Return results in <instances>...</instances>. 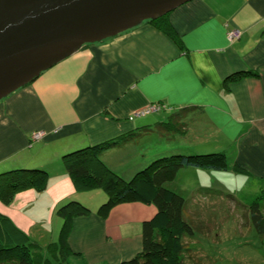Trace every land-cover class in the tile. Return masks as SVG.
<instances>
[{"label":"crops","instance_id":"1","mask_svg":"<svg viewBox=\"0 0 264 264\" xmlns=\"http://www.w3.org/2000/svg\"><path fill=\"white\" fill-rule=\"evenodd\" d=\"M168 20L178 41L144 21L82 45L0 99V172H49L44 190L0 201V236L47 238L52 246L43 255L48 264H60L56 210L75 199L90 212L71 221L65 264H116L140 252L142 224L156 207L124 202L101 217L96 211L105 192L77 191L62 165L65 152L109 139L121 143L101 159L124 178L161 154L223 151L228 170L247 175L257 193L264 189V0H188L170 10ZM231 27L241 31L232 41ZM236 72L243 75L227 78ZM150 104L161 108L139 113ZM184 107L192 108L184 113L183 131H156ZM35 130L43 135L31 140ZM137 131L138 137L122 140Z\"/></svg>","mask_w":264,"mask_h":264},{"label":"trees","instance_id":"2","mask_svg":"<svg viewBox=\"0 0 264 264\" xmlns=\"http://www.w3.org/2000/svg\"><path fill=\"white\" fill-rule=\"evenodd\" d=\"M168 13L145 21L157 26L178 41V34L168 20ZM242 75L243 73L236 72L227 78L237 79ZM191 108L184 107L179 113H173L155 127L156 131L161 134L176 130L183 131L186 126L183 121L184 113L191 111ZM141 129H144L141 130L144 132L151 131L148 128ZM133 134L138 137L140 132H131L122 136V140L128 139ZM120 143L117 139H109L74 149L61 157L62 165L77 191L101 189L105 192L106 199L96 211L99 216L106 217L115 205L124 202L141 201L156 207L155 214L142 224L141 251L116 264H188L187 260L189 263L201 264L196 253L187 258L183 256L186 248L189 249V253L192 252L187 240L194 236L199 226L195 224L193 217L187 216V199L167 187L166 183L173 181L178 170L183 167L228 170L227 155L223 151L165 153L151 159L129 178H124L110 169L101 159L103 151ZM233 169L241 171L236 167ZM48 179L49 172L39 167H21L2 171L0 201L10 204L18 192L29 188L42 191L47 187ZM263 206L264 189L245 205L247 218L260 235H264ZM56 212L62 217L57 247L61 254L60 264H65L66 256L71 253L67 243L71 221L76 216L88 214L90 209L82 202L72 199L60 205ZM48 263L49 257L43 255V246L29 236L23 241L0 236V264Z\"/></svg>","mask_w":264,"mask_h":264},{"label":"water","instance_id":"3","mask_svg":"<svg viewBox=\"0 0 264 264\" xmlns=\"http://www.w3.org/2000/svg\"><path fill=\"white\" fill-rule=\"evenodd\" d=\"M188 0H0V99L86 43Z\"/></svg>","mask_w":264,"mask_h":264},{"label":"rangeland","instance_id":"4","mask_svg":"<svg viewBox=\"0 0 264 264\" xmlns=\"http://www.w3.org/2000/svg\"><path fill=\"white\" fill-rule=\"evenodd\" d=\"M252 185L245 174L191 166L180 168L166 183L186 197L187 216L199 226L187 240L192 252L186 248L185 258L196 253L201 264H264V235L255 230L245 210L261 192ZM37 241L43 248L51 245L41 236Z\"/></svg>","mask_w":264,"mask_h":264},{"label":"built area","instance_id":"5","mask_svg":"<svg viewBox=\"0 0 264 264\" xmlns=\"http://www.w3.org/2000/svg\"><path fill=\"white\" fill-rule=\"evenodd\" d=\"M240 34H241V31L238 28H232L231 27V28H228V30H227V38L230 41L239 38ZM159 108H161V105H159V104H150L149 106H147L143 110H140L139 113L156 111ZM42 135H43L42 131L35 130L31 133L30 139L31 140H37V139H40L42 137Z\"/></svg>","mask_w":264,"mask_h":264}]
</instances>
